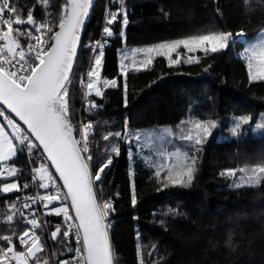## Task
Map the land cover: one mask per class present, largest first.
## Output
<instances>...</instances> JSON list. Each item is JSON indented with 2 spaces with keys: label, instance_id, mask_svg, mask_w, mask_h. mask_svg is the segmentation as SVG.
Instances as JSON below:
<instances>
[{
  "label": "trees",
  "instance_id": "16d2710c",
  "mask_svg": "<svg viewBox=\"0 0 264 264\" xmlns=\"http://www.w3.org/2000/svg\"><path fill=\"white\" fill-rule=\"evenodd\" d=\"M107 1L97 0L93 8L68 99L73 127L93 125L91 172L112 158L96 192L100 201L114 202L109 232L115 264H264V182L235 188L233 177L221 175L226 170L264 165V128L261 135L253 131L264 123V81L249 80L247 63L239 56L243 44L232 42L216 53L198 51L199 63L169 67L163 57H156L146 69L126 70V76L120 71L125 47L155 46L210 32L232 36L242 32L254 38L264 29V0H117L113 11L120 15L111 25L112 45L105 51L101 72L103 80L116 79L117 87L102 85V97L91 93L88 101L99 106L92 109L84 104L86 89L81 81L101 35ZM48 3L54 10L53 31H57L66 0ZM17 4L22 10L31 5L26 0ZM180 51L186 55L183 48ZM241 117L250 118L241 126L242 133H248L220 140L231 120ZM196 120L217 125L199 146L182 139ZM125 125L128 139H103L109 132L123 134ZM144 131H165L172 141L163 152L151 151L136 139ZM113 146L119 147V155L111 152ZM176 152L196 157L194 179L190 185L165 188L155 170ZM39 163H33L26 152L9 162L19 169L20 175L10 180H16L21 191L0 193V240L4 244L3 235L16 242L31 227L11 205L23 212L19 195L24 184L30 185L32 195L45 193L32 179V169ZM4 182L0 178V188ZM133 185L135 206L131 204ZM9 215L13 216L10 222ZM58 223L63 228L61 217L46 213L38 221L44 244L39 258L47 264L66 261L73 251L64 237L53 241L51 232Z\"/></svg>",
  "mask_w": 264,
  "mask_h": 264
},
{
  "label": "snow or ice",
  "instance_id": "6c2138e0",
  "mask_svg": "<svg viewBox=\"0 0 264 264\" xmlns=\"http://www.w3.org/2000/svg\"><path fill=\"white\" fill-rule=\"evenodd\" d=\"M44 2L47 3V0ZM91 2L92 0H66L58 20V30L53 31L52 25L47 21L38 22L34 11H28L25 19L17 7L13 6L12 0H0V22L6 28L0 29V41L3 42L0 45V178L7 181L20 175L16 167L8 164L18 153L26 152L33 163L39 160V166L32 169V179L47 194L39 195L38 199L33 196L26 197L23 208L42 203L46 214L62 216L66 228L62 237L72 234L76 240V264H113L107 221V217L114 210L113 204L111 201L98 203L94 194L95 182L102 180V174L112 164V158L109 157L106 162L101 163L95 173L91 172L89 162L93 157L89 154V135L93 125L88 123L76 129L69 119V85L74 83V62L81 40V29ZM118 15L120 13L110 12L107 25H113ZM127 23L128 18L124 14L123 24ZM25 24L30 27H14ZM103 32L105 37L113 36V30L108 26L103 28ZM237 35L244 34L240 32ZM20 36L28 38L27 51L19 42ZM231 36V33L210 32L146 47L138 50L144 56L140 64L146 69L153 64L155 57H163L167 66L173 67L182 62L179 49L183 48L189 54L198 51L205 54L216 53L229 46ZM103 57L101 45L98 55L95 56L94 66L87 72V83L81 81L88 90L87 96L94 92L97 97H102L103 93L97 87L100 83L110 88L117 87L116 79L101 81ZM245 59L249 80L264 81V42L246 49ZM185 62L199 63V60L194 55H189ZM76 67L78 71L79 65ZM120 71L124 76L127 75L123 63ZM124 90L127 92L126 84ZM87 103L92 109L99 107L90 100ZM126 103L125 99V105ZM249 119L239 118L232 129L233 133H238ZM216 126L213 121H193L192 127L182 139L199 146ZM260 128H264V123L255 126V129ZM110 136L128 139L127 125L123 134L120 131L109 132L103 139L107 141ZM111 152L119 155V147L113 146ZM173 157L172 163H163L156 167V179L165 188L170 185H190L196 171V157L187 153L181 155L179 152L171 153L169 158ZM239 172L242 175L234 181L235 188L256 186L264 181V165L241 168ZM221 175L236 177L237 172L226 170ZM29 186L24 184L23 188L27 189ZM19 191L21 186L16 182H4L0 188V193L4 194ZM136 203L137 196L133 185L131 204L135 206ZM11 207L17 209V214L25 215L16 204ZM7 220L12 221L13 216H7ZM27 223L31 225V229L24 230L18 236L23 250H16L9 235L2 236L6 244L0 247V264H30L31 260L41 264L38 253L44 251V246L35 231L40 226L35 218L27 219ZM58 235H61L59 223L51 232V237L56 240Z\"/></svg>",
  "mask_w": 264,
  "mask_h": 264
},
{
  "label": "built area",
  "instance_id": "2783aa9c",
  "mask_svg": "<svg viewBox=\"0 0 264 264\" xmlns=\"http://www.w3.org/2000/svg\"><path fill=\"white\" fill-rule=\"evenodd\" d=\"M26 1L29 2L31 5L28 8H26L25 10H22L20 5L17 4V0H12L13 6L17 7L18 12L22 16V18L26 19L27 12L31 10V11H34V16L38 20V22L47 21L53 27L54 10L50 7V4L48 3V0H47V3H45L44 0H26ZM114 5H118L117 0H108L107 1L106 11H105V18H104V22H103L101 35H100V38H99L98 42L96 43L95 47L93 48L94 55H93V59H92V62H91L89 70L93 67L94 57H95V54L99 52L100 46L102 45L103 46V51H106L112 45V37H110V38L109 37H105V34L103 32V28L106 27V26L111 28V26L107 25L106 22H107V19L109 18V13L110 12H114L113 11V6ZM115 12L120 13L119 11H115ZM118 18H119V15H118ZM14 27L29 28L30 26L25 24V25L14 26ZM0 29L6 30V28L3 26L2 22H0ZM45 39H47V35L45 36ZM19 42L21 43L22 47L27 51L28 38L26 36H20L19 37ZM2 44H3V42L0 41V45H2ZM82 80L84 81V84L87 83V81H88L87 74ZM85 89H86V87H85ZM87 92H88V90L86 89V93ZM88 97L89 96L86 95V98L84 100V104H86V105H87V102H88ZM84 125H86V124H83L81 127H83ZM22 131H23V128H22ZM103 177H104V175L102 174V179H103ZM12 178H9V179H12ZM101 181H96L95 183L98 185ZM58 183H60V182L58 181ZM97 185H96V187H97ZM96 187H95V191H96ZM29 188L30 187H28L27 189L23 188L22 192L19 195V201L22 204V208H23V204L25 202V198L26 197L33 196V197H36L38 199L39 195L47 194L46 192L45 193L36 192L35 194L32 195V194H30L28 192ZM49 191H51V189H49ZM96 196H97L98 203L102 204L103 202L100 201V199H99V197L97 195V192H96ZM111 203L114 205V202H111ZM55 206H57V205H52V207H55ZM23 212L25 213V215H24L25 219L35 218V219H37V223H38L39 218H41L46 213V210L43 208V204L42 203H34V204H31L29 206V208H27V209L23 208ZM33 214H34V217H33ZM61 218H62V216H61ZM110 219H111V213L107 217V221L109 222L108 231H110V227L112 225V222L110 221ZM62 223H63V218H62ZM74 227H75V223H74ZM30 229H31V227L28 230H30ZM38 230H39V227L35 230L36 234L38 233ZM65 230H66V228L63 225V231H65ZM64 238L70 244L73 245V251L71 252V256L66 261H63V262H61L59 264H66V262H68V264H76V261H77L78 257H77L76 252H75V247H76L75 237H74V235L70 234L68 237H64ZM4 245L5 244L2 243L1 240H0V247H3ZM13 246L18 251L19 250H23V246L19 244V241H16V242L13 241ZM40 262H41V264H44L43 261H40ZM13 264H15V262H13ZM30 264H36L35 260H31Z\"/></svg>",
  "mask_w": 264,
  "mask_h": 264
},
{
  "label": "rangeland",
  "instance_id": "374dc122",
  "mask_svg": "<svg viewBox=\"0 0 264 264\" xmlns=\"http://www.w3.org/2000/svg\"><path fill=\"white\" fill-rule=\"evenodd\" d=\"M232 42L237 43V45H239V46H241V43L243 44V49L239 53V56H240L241 59H243L247 63V60L245 59L246 49H248L253 44H259V43L264 42V29L254 38H247V37H245V35H243V36H238V35L231 36L229 44L232 43ZM146 47H153V46H144V47H138V48L125 47L122 50V53L120 55L121 56L120 66H121V63H123L125 65V69L126 70H135L137 68L145 69L140 64V61L144 58L143 52L142 51H138V50H142L143 48H146ZM178 51L181 54L182 62H185L189 55H194L195 56L196 53H197V52L194 53V54L186 53V55H184L180 51V49ZM96 55H98V53H96L95 56ZM195 57L198 58L197 56H195ZM173 58H175V54H174ZM94 59H95V57H94ZM134 61H135V63H134ZM104 62H105V51H104V57H103V62H102V68L104 66ZM100 71L102 72V69ZM101 81H103L102 77H101ZM252 81H260V80H252ZM102 85H103V83H100V84L97 85V87H100V89H101ZM92 93H94V92H92ZM237 120L238 119H232L231 120L229 129L226 131L225 134H222L220 136V140L228 141V140H232V139H239V138L242 137V135H246L248 133L247 130H245L242 133V129L241 128H240L238 133H236V134L233 133L232 129L235 127V123H236ZM213 130H214V128L211 129V133L213 132ZM253 131H254L255 135H261L263 133V129L262 128L253 129ZM137 137H139V139H137ZM136 139L139 140L140 144L144 148H149V150H151V151H159V152L160 151H162V152L165 151L167 149L168 145L172 141L171 135L169 133H166L165 131H157V132L144 131V132L140 133L138 136H136ZM169 157H170V155H169ZM170 160H171V162H170ZM173 161H174V157L171 158V159H167L166 163L169 164V163H172ZM247 168H252V167H246L245 169H247ZM108 169H107V171H108ZM236 172H237L236 177H233L234 181L240 175H242V173L239 172V169H237ZM5 182H16V183H18L16 180H9V181H5ZM263 182L264 181H261V183L259 185H261ZM2 186H3V184H2ZM256 186H258V185H256ZM242 187H248V185H245V186H242ZM37 235L40 236V234H38V233H37ZM43 246H44V244H43ZM39 255H40V253H38V256Z\"/></svg>",
  "mask_w": 264,
  "mask_h": 264
},
{
  "label": "water",
  "instance_id": "95a60500",
  "mask_svg": "<svg viewBox=\"0 0 264 264\" xmlns=\"http://www.w3.org/2000/svg\"><path fill=\"white\" fill-rule=\"evenodd\" d=\"M97 0H92L91 4H90V7H89V13H88V16L86 17L85 19V23L81 29V40H80V43L78 45V52H77V58H76V61L74 62V69L73 71H75V68H76V64H77V61H78V56H79V50H80V47H81V44H82V40H83V37H84V34L87 30V27H88V24H89V21H90V18H91V15H92V11H93V8L96 4ZM18 119V118H16ZM22 124V122H20ZM24 128H26V126H24ZM53 172H54V169H52ZM91 171V170H90ZM107 172V169L105 170V173ZM105 173L103 175H105ZM96 183L94 185V194H95V197H96V200H97V196H96V191H95V187H96ZM98 202V200H97ZM78 223V222H77ZM62 232H63V228H61V235H62ZM109 233V231H108ZM61 235H58L57 239L56 240H53L55 243H58ZM109 240H110V245H111V248H112V255H113V264H115V259H114V250H113V245H112V241H111V237H110V233H109Z\"/></svg>",
  "mask_w": 264,
  "mask_h": 264
},
{
  "label": "crops",
  "instance_id": "0c3cea01",
  "mask_svg": "<svg viewBox=\"0 0 264 264\" xmlns=\"http://www.w3.org/2000/svg\"><path fill=\"white\" fill-rule=\"evenodd\" d=\"M0 119H1V118H0ZM6 130L10 131V129H6ZM13 159H14V158H13ZM13 159H12V160H13ZM9 162H10V161H9ZM9 162H8V164H9Z\"/></svg>",
  "mask_w": 264,
  "mask_h": 264
},
{
  "label": "bare ground",
  "instance_id": "6f19581e",
  "mask_svg": "<svg viewBox=\"0 0 264 264\" xmlns=\"http://www.w3.org/2000/svg\"><path fill=\"white\" fill-rule=\"evenodd\" d=\"M102 202V201H101ZM104 203V202H103Z\"/></svg>",
  "mask_w": 264,
  "mask_h": 264
}]
</instances>
